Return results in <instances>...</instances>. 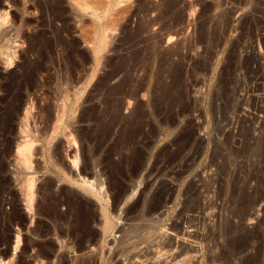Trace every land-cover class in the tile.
<instances>
[{
    "label": "rangeland",
    "instance_id": "rangeland-1",
    "mask_svg": "<svg viewBox=\"0 0 264 264\" xmlns=\"http://www.w3.org/2000/svg\"><path fill=\"white\" fill-rule=\"evenodd\" d=\"M0 1L1 251L15 264H178L182 251L179 264H264V0H123L102 17L98 57L96 21L70 0Z\"/></svg>",
    "mask_w": 264,
    "mask_h": 264
},
{
    "label": "bare ground",
    "instance_id": "bare-ground-1",
    "mask_svg": "<svg viewBox=\"0 0 264 264\" xmlns=\"http://www.w3.org/2000/svg\"><path fill=\"white\" fill-rule=\"evenodd\" d=\"M123 0H70L69 2L72 3L73 6H75L74 8H77V10H80V11H83L85 12L87 15L91 16V18H94V20L96 21V33H95V45H94V48H93V51H94V54L96 57H98L100 54H102V52L107 48V45H108V40H107V29L103 26V18L104 17H107L110 13H112V11L115 9V7L119 6L121 3H122ZM70 3V4H71ZM0 6H3V3L2 1H0ZM119 8V7H118ZM78 11V12H80ZM61 14V13H60ZM77 14V13H76ZM83 14V13H82ZM78 15V14H77ZM113 15V14H112ZM103 17V18H102ZM9 20V12L8 11H1L0 12V30L5 27L7 25V23ZM94 25V24H93ZM148 27V26H147ZM94 30V31H95ZM4 31V30H3ZM91 36V35H90ZM3 39V38H2ZM1 41V40H0ZM170 42V41H169ZM173 42V41H172ZM11 51V49H10ZM12 55V54H11ZM11 55L9 54L7 58H9V61L11 62L12 61V57ZM33 72V71H32ZM21 97V96H20ZM68 100V99H67ZM66 100V102H68ZM15 105V104H14ZM73 105V104H72ZM72 105L69 106L68 103H65L63 104L60 109L57 111V118L55 120L56 124L53 128V135L55 134H58L61 130H62V127L64 126V118L66 116H68V113L69 111L71 110V107ZM11 107V106H10ZM16 108V107H15ZM74 109V108H73ZM13 108H7V111H8V116L10 117V119H12L14 117L13 115ZM1 111V110H0ZM23 113V112H22ZM29 111H27L26 114H28ZM4 118L0 115V120ZM25 118V117H24ZM26 120V119H25ZM86 120L85 117L82 118V121ZM14 121V120H13ZM30 121V120H29ZM10 122V121H9ZM17 122V121H16ZM63 124V126H62ZM28 126V125H27ZM26 134V133H25ZM51 134V133H50ZM73 134V133H72ZM51 137V136H50ZM72 137V136H71ZM53 138V137H51ZM33 139V138H32ZM25 140V144H21L19 143V148L17 149V155L19 157H21L22 159L24 158V162H27L29 161L31 158H32V149H33V144H35V142L33 140ZM54 139V138H53ZM71 139V138H70ZM46 140V139H45ZM16 141V140H15ZM48 142V141H47ZM22 143H24L22 141ZM77 142L75 141V139H72V141L69 143V145L73 146L76 145ZM25 145V146H24ZM68 145V144H67ZM1 146V145H0ZM10 148L7 149V150H4L3 153V156H7L8 153H10ZM57 151V150H56ZM43 152V157L45 158V167L47 168H50V165L53 166V168H55V172H59L62 174V176H67V173H65V169H63L62 167H60V165L54 161L51 160V156L49 154V152H47V150H44L42 151ZM60 152V151H59ZM42 154V153H41ZM52 155V154H51ZM50 158V159H48ZM53 158V157H52ZM21 159V160H22ZM31 162V161H30ZM2 163V162H1ZM21 163V162H20ZM60 163V162H59ZM78 163H79V158H78V155H76L74 157V160H73V165L74 167H78ZM88 163V162H87ZM51 170V169H50ZM85 170V169H84ZM81 175V174H80ZM79 175V176H80ZM90 176V175H89ZM59 177V176H58ZM70 177V176H69ZM81 178V177H80ZM77 183L85 186V187H88L89 189H92L93 191L96 190V194L97 196L99 197V199L102 201L104 199V197L102 198L103 194L105 193V187H102L101 189H96L95 188V184H94V181H92L91 179H87V178H83L80 180H75ZM27 182V181H26ZM29 184V183H28ZM30 185V184H29ZM28 187V186H27ZM26 190V189H25ZM134 193V192H133ZM93 194V193H92ZM28 196V195H27ZM131 197V196H130ZM104 201V200H103ZM30 203V202H29ZM57 206V205H56ZM29 209L32 211L33 210V206L30 205L29 206ZM50 211V210H49ZM52 212V211H51ZM18 213V211H17ZM20 213V212H19ZM39 213L40 215L44 216V217H52L50 213L46 212V210H39ZM123 211L117 213V215L114 217L117 221H119L120 225H123L124 222L122 221V216H123ZM2 214V213H1ZM17 215V214H15ZM8 216V215H7ZM19 216V215H18ZM22 216V215H20ZM102 216H103V226H102V231L103 233L105 234V236L107 234H110L114 231L115 229V224L112 220V215L111 213L109 212V210L107 208H105L103 206L102 208ZM11 217V216H9ZM17 217V216H16ZM9 219V218H8ZM90 219V218H89ZM52 220V219H51ZM16 221V218L14 219H10L9 220V223L12 225ZM17 221H20L18 220L17 218ZM90 221V220H89ZM56 224V223H55ZM6 226H9L6 225ZM12 227V226H11ZM43 227V226H42ZM121 227V226H120ZM8 228V227H6ZM1 229V228H0ZM5 230V229H4ZM7 230V229H6ZM5 230V231H6ZM50 231V230H49ZM120 232H123V233H126V229H119ZM7 232V231H6ZM39 232V231H38ZM46 232V230H45ZM48 232V231H47ZM44 233V232H42ZM41 233V234H42ZM7 234V233H5ZM38 234V233H37ZM172 235H174V233H170ZM1 235V234H0ZM4 235V233L2 234ZM20 235V234H19ZM176 235V234H175ZM5 238V237H4ZM17 246L15 247V251H18L19 249V244L21 242V239H20V236L17 238ZM10 241V240H9ZM7 242H5L2 239H0V247L1 245H6ZM10 247V245H8ZM39 248V247H38ZM186 249H192V251H194V253H190V251H187L186 255H191V256H196L198 255V253L200 254L201 252V249L202 248H199L195 245H192L191 247L187 248ZM11 250V249H10ZM179 252V250H178ZM183 251L180 252V254H178V256L175 258L176 259V262L179 264V260H181L180 262H184L186 260H184V256L183 255ZM10 255V252L7 248V250L5 249L4 251H1L0 250V264H15L14 262V256L16 255H13L11 257H9ZM187 257V256H185ZM18 258V257H17ZM35 259V258H34ZM183 259V260H182ZM38 260V259H37ZM190 264V263H189Z\"/></svg>",
    "mask_w": 264,
    "mask_h": 264
}]
</instances>
